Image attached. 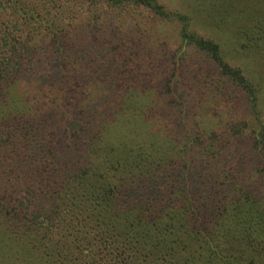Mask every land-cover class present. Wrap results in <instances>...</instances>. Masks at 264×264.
<instances>
[{
	"label": "trees",
	"instance_id": "trees-1",
	"mask_svg": "<svg viewBox=\"0 0 264 264\" xmlns=\"http://www.w3.org/2000/svg\"><path fill=\"white\" fill-rule=\"evenodd\" d=\"M169 1L0 0V264H264V78ZM241 7L235 52L262 53L264 0ZM134 9L216 65L201 98L146 84ZM108 12L116 38L69 70L70 34Z\"/></svg>",
	"mask_w": 264,
	"mask_h": 264
},
{
	"label": "rangeland",
	"instance_id": "rangeland-1",
	"mask_svg": "<svg viewBox=\"0 0 264 264\" xmlns=\"http://www.w3.org/2000/svg\"><path fill=\"white\" fill-rule=\"evenodd\" d=\"M250 1L254 2L255 5L260 4V0ZM242 3H246V0H171L168 5L172 9H181L190 14L195 30L206 37L215 36L219 39L225 53L238 54V58L232 60V63L243 67L250 77L260 80L261 77L264 78V52L255 51L249 55L235 52L237 46L233 42L232 27L236 29L237 22L239 24L238 18L242 10ZM131 11L128 13L126 20H124L126 22L125 27H128V30H132L133 32L130 39L132 55L134 53L136 60L141 64L143 63L144 68L148 70L147 73L144 72L142 74L146 76V84L148 86L153 84L157 86L158 84L161 89L168 84L174 86L173 81H178L179 84L186 88H194L195 94L191 97L192 100L196 99V96L197 98H201L199 80H209L217 74L216 65L209 60H205L194 51L190 52L188 55L190 57L183 52L180 53L178 46L170 37L165 38L164 36L161 38L158 35L157 39L154 30L161 26L154 24L153 16L145 13L141 16L143 23H139L134 19L139 17L138 10L134 9ZM115 16L114 12H108L104 23L105 26H98L97 30L93 32L89 30L85 31L82 26H77L78 31L70 34L73 42L67 48L69 55L63 57L67 60L65 64H67L69 70L80 68L81 65H85L84 68L87 67V63L82 59L81 55H86L87 53L82 52L81 46L88 50L91 46H101L106 36L112 40L116 38L113 31L116 23ZM232 16L235 18H232ZM106 26H109V28L106 29ZM171 31L174 34V28H171ZM145 44L149 46L152 44L155 47L148 49ZM102 48L97 49V52ZM90 51L96 52L94 50ZM97 52L95 55H98ZM58 56L55 55L54 50L49 57V61H51L54 67L58 63ZM75 58L81 61L79 67L73 61ZM167 81L168 83H166ZM232 96L236 98L237 102L233 109L239 115L249 113V101H247L246 95L243 92L237 91Z\"/></svg>",
	"mask_w": 264,
	"mask_h": 264
}]
</instances>
